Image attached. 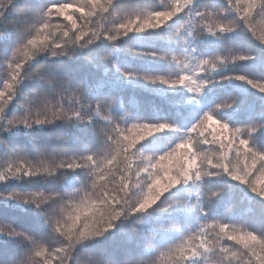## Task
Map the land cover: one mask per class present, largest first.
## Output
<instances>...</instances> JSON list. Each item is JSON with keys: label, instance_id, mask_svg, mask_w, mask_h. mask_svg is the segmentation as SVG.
I'll return each instance as SVG.
<instances>
[{"label": "snow or ice", "instance_id": "6c2138e0", "mask_svg": "<svg viewBox=\"0 0 264 264\" xmlns=\"http://www.w3.org/2000/svg\"><path fill=\"white\" fill-rule=\"evenodd\" d=\"M0 264H264V0H0Z\"/></svg>", "mask_w": 264, "mask_h": 264}, {"label": "trees", "instance_id": "16d2710c", "mask_svg": "<svg viewBox=\"0 0 264 264\" xmlns=\"http://www.w3.org/2000/svg\"><path fill=\"white\" fill-rule=\"evenodd\" d=\"M161 70H163V66H160ZM241 91H244L242 86H239Z\"/></svg>", "mask_w": 264, "mask_h": 264}]
</instances>
